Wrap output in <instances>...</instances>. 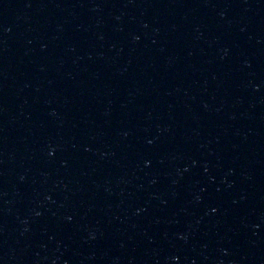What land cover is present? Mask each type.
<instances>
[{
    "label": "water",
    "instance_id": "1",
    "mask_svg": "<svg viewBox=\"0 0 264 264\" xmlns=\"http://www.w3.org/2000/svg\"><path fill=\"white\" fill-rule=\"evenodd\" d=\"M0 264H264V0H0Z\"/></svg>",
    "mask_w": 264,
    "mask_h": 264
}]
</instances>
